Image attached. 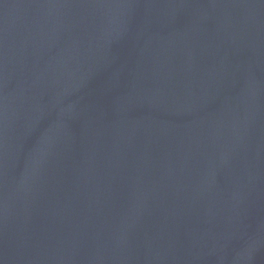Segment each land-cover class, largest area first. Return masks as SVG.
Here are the masks:
<instances>
[{"label":"water","instance_id":"95a60500","mask_svg":"<svg viewBox=\"0 0 264 264\" xmlns=\"http://www.w3.org/2000/svg\"><path fill=\"white\" fill-rule=\"evenodd\" d=\"M0 264H264V0H0Z\"/></svg>","mask_w":264,"mask_h":264}]
</instances>
